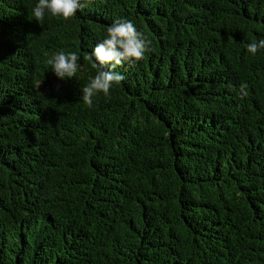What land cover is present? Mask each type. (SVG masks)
<instances>
[{"label":"trees","instance_id":"1","mask_svg":"<svg viewBox=\"0 0 264 264\" xmlns=\"http://www.w3.org/2000/svg\"><path fill=\"white\" fill-rule=\"evenodd\" d=\"M37 2L0 0V264H264V0H91L42 24ZM121 18L152 50L89 108L84 57Z\"/></svg>","mask_w":264,"mask_h":264},{"label":"clouds","instance_id":"2","mask_svg":"<svg viewBox=\"0 0 264 264\" xmlns=\"http://www.w3.org/2000/svg\"><path fill=\"white\" fill-rule=\"evenodd\" d=\"M91 0H38L32 8V16L36 22L42 24L46 15L62 17L65 21L73 18L79 11L89 6ZM151 41L128 19H116L107 27L106 38L101 40L93 48L92 52L84 57L92 68L99 69L95 76L82 89V101L91 108L94 105V97L103 94L110 95V90L119 85L125 77L116 69L125 63L133 64L145 59V54L152 49ZM247 52L256 55L264 49V39L252 41L246 45ZM80 57L75 51L58 52L47 59V65L60 80L73 78L78 69ZM107 68L108 70H103ZM248 85L241 83L239 96L245 98Z\"/></svg>","mask_w":264,"mask_h":264}]
</instances>
